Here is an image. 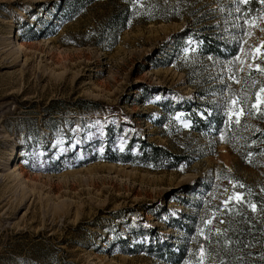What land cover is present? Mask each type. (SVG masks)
I'll list each match as a JSON object with an SVG mask.
<instances>
[{
	"label": "rangeland",
	"instance_id": "374dc122",
	"mask_svg": "<svg viewBox=\"0 0 264 264\" xmlns=\"http://www.w3.org/2000/svg\"><path fill=\"white\" fill-rule=\"evenodd\" d=\"M243 2L0 0V264H210L203 227L217 233L224 201L244 202L245 185L264 192V152L250 164L240 144L192 131L169 104L229 112L227 98L256 127L264 10L248 20ZM121 9L131 18L110 44L104 29ZM204 33L236 53L202 54ZM141 140L188 163L123 161ZM189 213L194 232L176 224ZM179 246L177 263L166 249Z\"/></svg>",
	"mask_w": 264,
	"mask_h": 264
},
{
	"label": "trees",
	"instance_id": "16d2710c",
	"mask_svg": "<svg viewBox=\"0 0 264 264\" xmlns=\"http://www.w3.org/2000/svg\"><path fill=\"white\" fill-rule=\"evenodd\" d=\"M91 0H71L72 8L78 4L84 5ZM239 9L242 16L253 20L264 10V3L260 0H247L240 3ZM122 11V9H121ZM115 12L109 19L104 31L111 34L110 44L114 42L116 34L120 31L130 17L128 10ZM198 50L213 58L227 60L236 53V48L224 39H219L210 34L196 36ZM257 91L264 86V74L258 81ZM260 95H264L259 92ZM181 103L169 104V110L180 112L182 119L188 123V127L200 134L221 136L228 144L238 143L243 147L244 156L254 164L256 159L264 152V111H257L254 107L251 116L255 120L254 125H248L241 119L237 124L233 115L235 106L229 103V99L223 98V102L229 106V112L221 105L204 103L202 106L189 98H182ZM207 106L208 108H204ZM257 107L264 109V104ZM202 113V114H201ZM229 113H232L231 116ZM252 128V129H250ZM132 142L124 148V153L130 156ZM133 159L122 157L123 161L147 166L151 168H177L180 164H187L184 155L176 154L164 146L141 140ZM113 159V157H105ZM252 160V161H251ZM242 192L244 202L240 204L229 203L222 211L223 226L217 233H213L212 222L203 227V243L206 252L205 263L210 264H264V192L256 191L245 185ZM254 206V207H253ZM221 212V211H220ZM183 221V222H182ZM194 222L199 223L195 215L185 214L184 219H176L180 230L194 232ZM213 250V253H210ZM209 252V253H208ZM166 255L175 257L176 262L181 261L186 251L184 247H169Z\"/></svg>",
	"mask_w": 264,
	"mask_h": 264
},
{
	"label": "snow or ice",
	"instance_id": "6c2138e0",
	"mask_svg": "<svg viewBox=\"0 0 264 264\" xmlns=\"http://www.w3.org/2000/svg\"><path fill=\"white\" fill-rule=\"evenodd\" d=\"M237 2H239V0H237ZM244 2H247V0H244ZM261 3H264V0H261ZM257 52H258V53H262V52H264V42H262L261 46H260L259 48H257ZM260 58H261V59H264V55H261ZM249 67H251V65H249ZM256 68H257V70L260 71L261 73H264V66H261V65L257 64V65H256ZM259 92L262 93V94H264V86H262V87L260 88ZM237 103H241V101H233V104H237ZM243 103H247V101L245 100V101H243ZM259 104H264V95H258V97H257V103L253 105V107H256V108H257V111H264V109H261V108L257 107V105H259ZM244 114H245V109H244V107H241L238 113L235 112V110H233V115L236 116V121H235V122H236L237 124H239V123L241 122V121H240V117H241L242 115H244ZM240 187H243V185H240ZM230 199H231V198H230ZM235 199H236L237 202H240L241 199H242V197L239 196V195H237V196L235 197ZM224 204H225V206L227 207L228 204H229V201H228V200L224 201ZM253 207H254V206H253ZM209 223H211V221H209Z\"/></svg>",
	"mask_w": 264,
	"mask_h": 264
},
{
	"label": "bare ground",
	"instance_id": "6f19581e",
	"mask_svg": "<svg viewBox=\"0 0 264 264\" xmlns=\"http://www.w3.org/2000/svg\"><path fill=\"white\" fill-rule=\"evenodd\" d=\"M15 43L13 44L14 45V47H19L20 48V44L19 43H17V41H14ZM18 48V49H19Z\"/></svg>",
	"mask_w": 264,
	"mask_h": 264
}]
</instances>
